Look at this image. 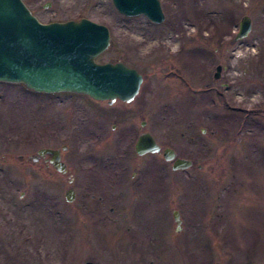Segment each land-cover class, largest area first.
Segmentation results:
<instances>
[{
  "label": "rangeland",
  "instance_id": "rangeland-1",
  "mask_svg": "<svg viewBox=\"0 0 264 264\" xmlns=\"http://www.w3.org/2000/svg\"><path fill=\"white\" fill-rule=\"evenodd\" d=\"M22 1L42 23L104 24L97 62L143 81L111 104L0 82V264H264V0H160V24L112 0ZM142 132L158 153H135ZM61 146L65 172L33 160Z\"/></svg>",
  "mask_w": 264,
  "mask_h": 264
},
{
  "label": "water",
  "instance_id": "water-1",
  "mask_svg": "<svg viewBox=\"0 0 264 264\" xmlns=\"http://www.w3.org/2000/svg\"><path fill=\"white\" fill-rule=\"evenodd\" d=\"M115 8L126 16L144 15L154 23L164 20L160 0H112ZM49 6L46 4L44 7ZM251 18L243 16L235 39L244 38L251 30ZM109 46V30L87 18L79 21L41 23L22 0H0V81L20 82L38 92H74L95 100L130 102L138 94L142 75L123 62L97 63L96 57ZM221 65L214 78H219ZM145 124V122H142ZM152 135L145 132L137 138L138 155L158 152ZM50 154L49 161L59 172H65L57 149L40 148L37 156ZM165 160H174L173 170L190 167L191 161L175 158L170 148L163 151ZM74 191L68 189L65 199L71 201ZM174 220L180 227L179 213ZM219 264V263H215Z\"/></svg>",
  "mask_w": 264,
  "mask_h": 264
},
{
  "label": "flooded vegetation",
  "instance_id": "flooded-vegetation-1",
  "mask_svg": "<svg viewBox=\"0 0 264 264\" xmlns=\"http://www.w3.org/2000/svg\"><path fill=\"white\" fill-rule=\"evenodd\" d=\"M90 112V116L92 117L93 116V112H91V111H89ZM101 113H103L102 114V118L104 119V118H106L107 117V115L104 113V112H102V111H100ZM100 120V119H99ZM101 121V120H100ZM115 127V126H114ZM142 133H144V132H142ZM142 133H140V134H142ZM139 134V135H140ZM138 135V136H139ZM166 148V147H165ZM60 150V156H61V151L63 150V147L61 146V148L59 149ZM160 150H161V147H160ZM164 150V148H162V151ZM174 150V149H173ZM174 152H175V150H174ZM146 154H152V153H146ZM46 156L48 157V158H46ZM50 157H51V155L50 154H47V155H45L43 158L46 160V163L47 164H51L50 162H49V159H50ZM178 156H177V154H176V152H175V158H177ZM182 158V157H181ZM168 162H170L171 163V165L173 164V160L172 161H168ZM52 165V164H51ZM66 165V164H65ZM132 175H134V174H132ZM72 180V179H71ZM74 198V197H73Z\"/></svg>",
  "mask_w": 264,
  "mask_h": 264
}]
</instances>
